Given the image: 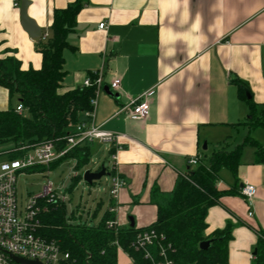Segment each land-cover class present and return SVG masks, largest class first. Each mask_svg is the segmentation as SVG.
Here are the masks:
<instances>
[{"label": "crops", "instance_id": "0c3cea01", "mask_svg": "<svg viewBox=\"0 0 264 264\" xmlns=\"http://www.w3.org/2000/svg\"><path fill=\"white\" fill-rule=\"evenodd\" d=\"M25 1L26 15L41 36L31 39L23 30L20 0L18 8L12 0H0V59L11 57L21 70H39L42 57L37 47L43 36L50 37L53 12L77 0ZM80 1L83 6L63 50L65 74L59 91L80 88L91 76L101 78L91 123L103 132L124 136L115 151V172L124 181L114 214L117 227L130 228V219L136 230L151 226L157 213L154 202L198 165H189L191 158L207 166L213 153L233 151L250 137L261 155L245 145L236 176L219 171L216 188L230 194L208 209L204 235L210 237L230 225L227 264H253L256 231L264 235V129H249L247 101L255 115L264 110V0ZM114 80L120 85L113 94L109 85ZM234 80L241 83L244 96ZM147 92V117L131 120L125 108ZM17 104V97L0 87V111ZM112 148L92 142L89 158L97 162L89 171L99 172L103 163L98 155L104 151L109 157ZM244 184L255 187L249 202L240 194ZM107 195L89 198L82 210L79 203L67 210L68 215L96 225L111 206ZM117 264H132L120 249Z\"/></svg>", "mask_w": 264, "mask_h": 264}, {"label": "trees", "instance_id": "16d2710c", "mask_svg": "<svg viewBox=\"0 0 264 264\" xmlns=\"http://www.w3.org/2000/svg\"><path fill=\"white\" fill-rule=\"evenodd\" d=\"M82 6L83 3L77 0L53 12L50 37L39 41L37 47L42 57L39 70H21L19 62L11 57L0 59V87L7 90L11 98L16 96L23 107L21 114L11 107L0 111V156H4L5 160L18 159L30 147L45 142H55L58 147H63L66 137L73 134L76 125L90 121L85 114L92 111L96 95L94 86L66 93L59 91L65 74L63 50L68 47L67 37L75 28L76 16ZM94 78L91 76L90 80ZM232 82L241 92V83L237 80ZM247 102L252 116L249 129H264V110L257 116L251 102ZM245 145L255 147L256 155L260 157L261 149L257 143L246 137L233 151H217L208 159L207 166L199 163L179 176L172 192L154 202L156 220L148 228L108 230L106 223L114 220V215L108 211L96 225H87L77 222L72 213L68 215L64 204L43 201L37 233L55 242L60 251L68 255V259L61 264H117L119 249L131 259L132 264H151L144 259L142 252H135L131 247L136 234L142 230L153 231L157 235L158 244L166 250L172 264H227L230 225L206 237L205 218L209 208L218 205L222 196L230 194L216 188L218 173L226 169L236 176ZM89 146L88 143L78 146L51 165L53 167L66 159L76 161L75 176L68 189L70 192L81 181L79 170L89 163ZM22 147L25 150H21ZM40 170L30 169L31 172ZM256 234L257 253L253 264H264V235L258 231ZM209 239H213L209 249L199 250V243ZM149 251L153 260L157 261L158 246Z\"/></svg>", "mask_w": 264, "mask_h": 264}, {"label": "built area", "instance_id": "2783aa9c", "mask_svg": "<svg viewBox=\"0 0 264 264\" xmlns=\"http://www.w3.org/2000/svg\"><path fill=\"white\" fill-rule=\"evenodd\" d=\"M12 3L13 7H19L18 0H12ZM103 26L104 24H100L99 29H102ZM42 39L45 40L46 35ZM101 82L99 76H96L93 81L87 78L82 82L81 87L94 86L97 92ZM119 85V80L112 81L109 85V91L113 94L116 93ZM149 97L150 93L147 92L129 102L125 109H129L128 115L131 120L140 121L147 117ZM14 111L21 114L23 112L21 104L18 103ZM85 116L90 119V122L76 125L73 134L66 137L63 147H58L55 142H45L30 147L26 154L18 159L0 162V264H18L12 260V257L38 262L39 264H61L68 259V255L62 253L55 242L48 241L37 233L39 228L38 216L42 211L41 202L44 201L47 204L60 202L64 204L66 196L57 195L52 185L47 184L43 187L41 193L27 198L24 210L21 211L19 206L22 202L18 199L16 184L19 172L30 169H48L78 146L98 141L113 147L110 150L109 167L106 171L109 178L108 195L111 201V206L107 211L113 215L115 214L118 195L124 186V181L115 172L117 160L115 151L120 149L118 143L124 136L103 132L98 127H94L91 123L92 111L86 113ZM21 150H25V148L22 147ZM188 164L195 166L199 164V161L197 158H191ZM240 194L249 202L255 196V187L244 184L240 189ZM251 215L249 213V216ZM106 228L112 230L118 227L113 220L106 223ZM158 239L153 231L142 230L136 234L131 247L135 252H142L144 259L150 261L151 264H172V261L166 255V250L158 244ZM155 245L158 246L159 259L157 261L153 260L149 251Z\"/></svg>", "mask_w": 264, "mask_h": 264}, {"label": "rangeland", "instance_id": "374dc122", "mask_svg": "<svg viewBox=\"0 0 264 264\" xmlns=\"http://www.w3.org/2000/svg\"><path fill=\"white\" fill-rule=\"evenodd\" d=\"M15 104L16 102L13 101ZM210 149L206 151V153H210ZM107 154L102 151L100 153L101 162L103 166L108 169L109 167V157L106 156ZM5 161L4 156H0V162ZM89 164L79 170V175L85 170L94 169V165L97 162L94 157L91 159L89 158ZM77 163L73 159H66L59 162L57 165L50 167V168H43L40 171L31 172L30 170H24L17 174V196L18 199L22 202L19 209L21 211L24 210V204L29 196L36 195L42 192V189L45 185L50 184L52 185L54 191L57 195L61 196L66 194L65 200V207L68 211L71 209H75L78 204H81V210L83 208L82 205L85 204L89 198H93L97 195H104V193L108 194L107 186L109 188V183L107 181L108 176H104L101 180L94 183V185L89 186L83 180L79 181V183L73 188L70 192L68 189L71 186V179L75 176L74 169ZM99 190V193L97 191ZM91 195L89 196V193ZM108 196V195H107ZM90 205V204H89Z\"/></svg>", "mask_w": 264, "mask_h": 264}, {"label": "water", "instance_id": "95a60500", "mask_svg": "<svg viewBox=\"0 0 264 264\" xmlns=\"http://www.w3.org/2000/svg\"><path fill=\"white\" fill-rule=\"evenodd\" d=\"M28 3L25 0H20L19 18L23 30L28 34L31 39H39L41 34L39 28L36 26L35 22L29 19L26 15V8ZM111 95V93H110ZM248 97V96H247ZM202 150H206V144L202 146ZM106 175L105 167L102 166L99 172H91L86 170L82 174V180L91 185L93 182L99 181L102 177ZM133 227V220L130 219V228ZM213 239H209L199 243L198 248L201 251H207ZM12 260L18 264H39L38 262L25 261L16 257H12Z\"/></svg>", "mask_w": 264, "mask_h": 264}]
</instances>
